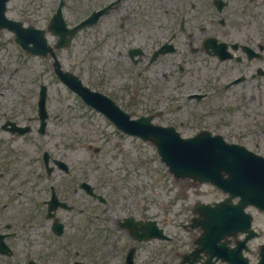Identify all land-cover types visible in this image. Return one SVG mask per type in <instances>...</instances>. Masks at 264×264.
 <instances>
[{"label":"flooded vegetation","instance_id":"1","mask_svg":"<svg viewBox=\"0 0 264 264\" xmlns=\"http://www.w3.org/2000/svg\"><path fill=\"white\" fill-rule=\"evenodd\" d=\"M111 3L110 11L98 20L104 46L100 59L104 68H115L97 74L90 62L89 86L108 95L131 116L155 113L158 123L176 127L184 137L208 130L264 153V0H97L99 6ZM139 77L143 85L148 84L143 89L149 93L140 91ZM18 91L21 96L37 95L36 88ZM0 94L5 95L3 91ZM11 101L17 111L10 112ZM24 101L7 98L2 102L0 192L4 195H0V235L10 252L0 257H14L2 264L31 261L22 259L19 234L34 237L28 242L36 255L33 261L39 264L41 245L37 237L43 227L34 222H40L42 204L47 207L53 190L57 203H64L58 204L55 217L64 223V233L69 229L70 242L64 248L75 249V260L115 264L112 261L135 246L134 258L139 264H168L164 252L154 255L157 247L166 250L164 243L136 241L130 230L121 226L125 216L108 214L117 213L111 192L124 189L128 183L130 189L138 190L139 185L133 183L137 180L115 175L107 163L93 172L84 167H59L54 154L56 115L53 112L50 116L51 127L47 125L44 134L39 115L31 111L27 116L20 109ZM94 112L103 119L93 122L92 139L98 141V135L104 136L102 145L94 148L96 153L104 156L123 150L121 131L104 114ZM26 126L28 131L21 129ZM107 127L111 128L109 134ZM45 135L53 141L45 155L52 168L44 167ZM96 175V181L92 180ZM87 184H92L95 192L105 191L106 200L93 197ZM91 209L107 214L95 212L92 216ZM136 211L140 213L136 219H147V207ZM123 225L131 226V221L125 220Z\"/></svg>","mask_w":264,"mask_h":264},{"label":"rangeland","instance_id":"2","mask_svg":"<svg viewBox=\"0 0 264 264\" xmlns=\"http://www.w3.org/2000/svg\"><path fill=\"white\" fill-rule=\"evenodd\" d=\"M60 0H10L8 3V16L14 19H22L26 24L32 23L36 26L45 27L51 18L52 14ZM67 5L64 9V15L66 19L72 16L74 19L83 8L85 7V0H66ZM71 18V20H73ZM94 28L84 31L78 37L76 43L68 50H60L59 59L61 60L64 67L72 69L80 75H85L86 71V57L85 47L89 37L93 34ZM53 38V37H52ZM52 61V59H51ZM113 67V66H112ZM54 70L50 65V60L45 57L31 56L23 53L20 47L14 41V36L8 31L0 33V92L4 91L5 95L0 94V115L2 111V102L7 98L17 99L15 89L19 87H31L36 88V94H38V83L40 79L44 80V83L50 88V108L53 111V105L57 104L58 97L65 99L66 105H71V112L74 115L76 122L82 120L83 115H88L90 112H84L82 105L72 96H68L66 93H61L58 88L65 87L57 80L53 78ZM40 78V79H39ZM54 96V101L51 98ZM12 103V101H11ZM29 107V103L26 106ZM12 110V108H10ZM18 110V108H17ZM101 118L92 117V122L88 120H82L84 125L90 126L89 132H94L93 122L100 120ZM82 135L88 136V129L81 127ZM93 135V134H92ZM91 137V135H90ZM70 138V137H69ZM68 138V139H69ZM57 141L63 144V140L57 138ZM84 141L89 140V137L83 139ZM137 140H129L125 138L126 151L129 149L134 152L131 153L132 159L128 162L136 164L138 162L137 171L138 173L143 172L147 174L145 177L148 178L151 183L147 185L139 193V198L142 199L141 204L146 205L151 202L152 210L154 213H161V209H168V216L172 219V223L168 226V232L175 235L179 231L177 222L180 218L185 219L192 216L190 207L194 205L197 200L209 201L213 199H219L223 195L221 191L211 189L208 185L201 187L188 186L186 192L182 188V183L174 182L172 178L169 179L167 170L162 165L156 150L152 149V146L146 144L151 150L146 152L144 144ZM68 145V143H67ZM65 145V147L67 146ZM83 144L75 143L72 149H64L65 151H59L58 156L64 158L66 161L71 163L74 167L94 166V160L89 157L85 152V147L81 148ZM62 147V146H60ZM129 148V149H128ZM68 150H71L68 152ZM84 150V151H83ZM154 152V154L152 153ZM27 155L31 152H26ZM136 153L140 156L137 160ZM151 153L154 155L152 156ZM146 157H149L146 159ZM121 163L124 159L119 160ZM99 166L103 165V161L97 160ZM102 167V166H101ZM172 177V176H171ZM142 184V182H140ZM188 206V209L186 208ZM252 211L255 213L256 219L254 226L263 233V237L255 239L251 242V245L257 249L260 241L264 240V214L258 213L256 210ZM185 214H187L185 216ZM163 218V216H162ZM183 233V232H182ZM42 258L44 264H57L59 247L62 244L59 238L51 240H43L41 242Z\"/></svg>","mask_w":264,"mask_h":264},{"label":"water","instance_id":"3","mask_svg":"<svg viewBox=\"0 0 264 264\" xmlns=\"http://www.w3.org/2000/svg\"><path fill=\"white\" fill-rule=\"evenodd\" d=\"M6 2L7 0H0V20H4L5 23H7L12 29L18 31L19 37L17 40L19 42H22L25 44V41L23 39V36L21 34H25L26 30L24 28H20L21 22H15L13 20L7 19L5 15L6 11ZM1 23V22H0ZM59 25L60 30H62L65 33V21L62 17L61 7H59L58 12L54 15L53 19L51 20V23L49 25V28L54 31V28H56ZM29 32L36 31L41 35L42 40H40L39 45H43L46 42V39L43 36L44 31H38L34 29H28ZM57 31V30H56ZM59 32V31H57ZM36 50H41L40 47H38L37 44ZM160 146V152L164 156V159L167 163L171 165V169H174L176 173H178V170H181V165L184 162V159L180 157V150L181 147L177 142H161L159 143ZM182 151V150H181ZM219 157L212 155L210 158H203V159H192L191 164H194L196 166H200V163L202 162L204 170L211 169V164L215 162ZM188 163V158L186 159ZM253 166L251 167V170L247 173L248 176H250L249 184L250 188L245 191H238V194H241V196H244L245 201H243L245 204L248 202L254 203L258 205L261 209H264V173H261L260 171L253 170ZM227 200H231V196L227 197ZM241 204H244V203ZM217 207H210L208 205H198L199 210L203 212V218L199 220V222L204 227L203 236L200 238V242L204 245L208 243V246H206V250L208 252H211L209 246H213L212 242L215 241L213 237L218 236V239H220L225 234L232 233L236 228H240L244 225V227H249L250 225V215L242 214V206H227L222 205L220 203H217ZM241 221H245L244 224L241 223ZM241 223V224H240ZM236 226V228H235ZM251 232V230H250ZM261 261L258 264H264V246L261 253Z\"/></svg>","mask_w":264,"mask_h":264}]
</instances>
